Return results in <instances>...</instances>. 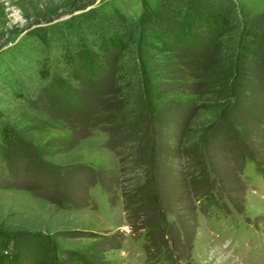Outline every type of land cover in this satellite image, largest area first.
I'll return each instance as SVG.
<instances>
[{
	"label": "rangeland",
	"instance_id": "obj_1",
	"mask_svg": "<svg viewBox=\"0 0 264 264\" xmlns=\"http://www.w3.org/2000/svg\"><path fill=\"white\" fill-rule=\"evenodd\" d=\"M160 2L0 0V230L21 264H264V52L239 55L227 36L231 58L185 48L127 97L113 52L71 82L81 104L44 90L51 23L90 8L146 18Z\"/></svg>",
	"mask_w": 264,
	"mask_h": 264
},
{
	"label": "trees",
	"instance_id": "obj_2",
	"mask_svg": "<svg viewBox=\"0 0 264 264\" xmlns=\"http://www.w3.org/2000/svg\"><path fill=\"white\" fill-rule=\"evenodd\" d=\"M71 18L70 27L51 23V35L43 37L39 49L51 55V66L57 65L45 92H59L72 106L81 103L71 82L83 84L85 77L95 80L113 52L118 57L112 67L114 83L125 97L140 92L146 71H157L166 56L185 48L209 47L231 58L234 51L223 47L227 36L239 55L258 57L264 52V12L248 17L236 0H161L156 13L134 20L93 8ZM10 140L9 132H2V142L7 145ZM21 250L13 235L0 230V264H21ZM39 250L35 256L27 253V259L45 254Z\"/></svg>",
	"mask_w": 264,
	"mask_h": 264
}]
</instances>
